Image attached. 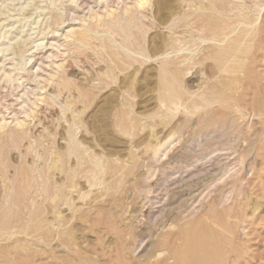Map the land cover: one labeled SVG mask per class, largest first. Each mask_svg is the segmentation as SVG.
<instances>
[{
    "label": "rangeland",
    "instance_id": "1",
    "mask_svg": "<svg viewBox=\"0 0 264 264\" xmlns=\"http://www.w3.org/2000/svg\"><path fill=\"white\" fill-rule=\"evenodd\" d=\"M57 1H55V3H53L54 5H52L50 4L52 2L49 0H0V11H2V14L0 15V39L2 36L8 37L7 34H9L10 38L16 37L17 35L24 38L26 35H29V42L27 41L29 44H26L25 46L26 48H29L31 46L30 42L32 41V38L33 40L38 39L42 33L43 35L46 34L48 39L52 36L50 35V31L55 26L51 25V22L53 19L55 20L56 14L59 15L61 13L60 16L62 15L61 18L63 20L59 19L60 16L59 18L56 17V19H59V23L60 20L64 23L61 24V26H63V30L59 31V34H61L62 32L65 33L66 30L70 28L78 29L81 27L82 25L79 24L80 19H87V17H89V9L93 8V11L96 13H102L103 10H105V5H102L99 2L97 3L96 1L98 0H82L83 4L80 3V8L77 7V9L70 7L72 5H70L65 0V3H63V1L61 3V0H59L60 2ZM184 1L185 0H148L147 4L142 9H139L145 18L139 17V21H134L132 22L133 24L131 23L129 26L126 24V28L129 27L130 29L131 26L130 30H132V35L134 36V38L132 36V38L130 37V39L127 40V45L130 47V51H144L143 57L146 58L145 60L141 56L140 58L136 55L135 57L133 56L134 58L132 55H130L131 57L127 60L124 53L119 50L118 53L120 57L118 56V59L113 55V57L117 60L116 62L114 59V63V60H112L113 57L111 50L107 48V51L104 49L101 52V49L96 47V45H100V43H98L100 40L97 39H100V37H97V35L93 34L91 37L96 40L92 41L91 38L89 41L92 42V48L93 45L94 47L98 48H94L96 51L90 49L91 46L89 48L78 49L79 47L74 43L73 46L71 42V44L68 43V46L70 45L71 47L72 45L73 47H64L65 51L62 52L65 53H63V55L58 58L59 61H62L60 62L64 67H62V70H60L62 73L60 72L59 76H61V78H67L68 76V78L71 79V83H73L72 88L80 86L83 92H86L87 94L90 93V98L94 96V100L88 103L89 105L84 104L83 107L82 104H75L74 102V104L72 103L74 106H72L73 111H80L77 109H81V113H79V118L77 120L80 127L77 131V139L82 141L85 146L87 145V147L96 153H104V156L110 157L114 155V157L120 158V160H128L127 147L136 145V143L139 144L142 141L144 142L149 130L159 132L165 126L170 132H175L176 137V124L183 122L182 118L184 115L182 114H179L180 116L177 115L178 117L176 116L173 120L170 118L161 117L164 110L163 108L160 109V103L158 102L159 100H163L165 98L164 95H161L162 98L160 97V93H163V81H169L172 84L171 88L174 91L183 89V91H181L182 93L185 91L186 93L188 92L186 96H190L192 100L195 99H193V96H196L195 93L197 94L200 92V94H202V92H208L209 85H214V83V90H216V88L219 86L221 90L227 89L230 91L229 94L231 98L234 99V101L236 100L235 102L238 106L240 104L241 108L253 111L257 117H255L252 122H245V124H243L242 128L240 129L239 135H237V133L235 135L234 131H232L233 129L230 128V125L228 127L226 126V134L228 135L225 133L221 134L219 133L218 129H215L213 132L214 135L212 134L213 137L210 138V141L208 140V142L205 143L208 144L207 146L209 148H205L208 151L207 154H209V152L212 153L208 155L209 157L207 160L199 159L201 157L199 154L200 150L198 151L196 147L194 148L195 150L193 149V151H191L192 153L190 152V154H188L189 151H187V156L184 154L181 155L183 161H190L189 163L193 161L192 166L194 170L197 171L195 177L190 178L184 183H180L177 180H173V178L177 175L168 176L165 178L161 177L158 172L157 174L155 172L149 178V181L151 180L149 182L151 185L149 188V193H144V191L139 192V190L136 191L137 194L135 193L133 203H136L135 207H138L141 203H144V209H156V207L161 206V204L164 206L165 204H169L167 207L165 206V211L167 209H171L172 211H177L179 209L177 212H184L183 216L186 217L189 216V212L186 213L185 209H187V211L193 209L194 214L188 221L191 228L186 230V232L188 234L187 237H192L191 239L194 242V264H264V15L260 25L261 30L257 32L256 36L247 37V42L241 40L243 39L241 37L236 45H228V55L226 57L229 56V61L225 68V73H222L220 76L221 78L225 77L229 81L225 82L219 78L216 81V79H211V76L216 74V65L221 63V60L219 61V59L224 58L225 55H213L212 53H214L215 50H210L211 47L213 48V45L211 46L207 41L206 43L201 41H194L193 43V39L190 40V38H192L191 35H193V38L196 39L202 32L203 38H212L213 36L209 27L214 25V23L218 27L221 24L224 26L226 23L225 25L228 24L230 27L235 28V25H237L239 21L242 20L243 16H241L235 10L232 12H227L226 9L228 3L231 0H197L200 3L195 0L196 2L193 3L197 5V9L194 10L187 6L190 4V0H186V3ZM239 1L246 2V5L248 3L251 5V3L254 2V0H250L251 2L249 0ZM255 1L262 2L264 0ZM125 2L128 3L130 0H126ZM107 4L108 9H114L117 11V13L121 12V5L117 4L115 0H109ZM247 6H249V4ZM22 7L25 8L24 11H20V8ZM59 7L60 9H58ZM73 8L75 12H73ZM199 8H201V10H199ZM71 10L74 15L72 13L69 14ZM215 10L216 12H214ZM75 15L76 17H74ZM23 17L28 18V20L26 18L24 19ZM123 22L124 23L122 24L124 25L125 21ZM141 22L142 24H140ZM53 23L54 21L52 24ZM88 23H90L89 25L92 30L95 29L97 32H99L98 34L101 35L105 33V28L103 26H98L96 28L97 25L95 26V24L97 23H95V21L87 20V23L84 25L86 26ZM47 26H49L50 29H48ZM138 26H140V28L136 29ZM34 27V30L31 29ZM120 30V28H115V31L119 32H116V35L114 36L117 42H123V36H126L127 34L125 33L129 31L128 29L124 32H122L123 30ZM200 30L202 31L199 32ZM20 31H22L23 34H21ZM129 34L131 35V32ZM102 36V39L106 40V35L103 34ZM177 38H180V40H177ZM133 40L138 42L135 44V42L133 43ZM250 40H252V42H250ZM189 41H192V44H188L191 43ZM20 44L21 43L18 45L20 46ZM14 45L12 48H16V51L21 47L18 45V47L16 45V47H14ZM75 45L78 48H75ZM184 47L185 49L187 48L192 52L194 51V54L192 53L193 55H189L188 51L179 52L180 48ZM195 50L198 54H196ZM208 51L210 52L208 53ZM38 52L35 56V64H42V69L45 68L44 70H48L46 66L49 65V62L45 63L46 61L43 56V54L46 56V52L42 51L40 54ZM107 52L109 57L111 55V60L108 58ZM166 52L169 55V61L171 62L169 66L171 68H174L177 63L183 59V55L184 57L190 56L193 58V60L189 63H180V66H176L180 67V70L177 68L176 71H174L172 74L166 75L165 78V76H163L161 73L159 74L158 63H160L163 59L161 60L160 58V61L158 57H161V55H163V53L165 54ZM38 54L39 56H37ZM17 55L19 54L17 53ZM173 56H175V59L172 58ZM138 57L139 59H137ZM38 60L41 61V64ZM132 61L134 62L131 63ZM5 62V68L10 67L12 64L11 60H7ZM114 64L116 65V68ZM172 64L174 65L172 66ZM110 69L113 70L111 73H109ZM104 71H106L105 75L109 76L108 78L105 75H101ZM98 76L100 79H98ZM172 76L176 78L175 81L173 80ZM90 77H92V79ZM95 77L98 80L102 79L101 81L103 83L106 78L110 79V77V81L113 82V79L115 82L111 84L110 81L107 80L110 83L109 85H112V87H107L105 85V89L99 91L101 83L99 86L98 83L101 81H97L98 83L95 84ZM207 77L208 79L210 78L209 80L212 82H209ZM74 83H76V86H74ZM90 83H94L95 85H90ZM44 84L46 85V83ZM44 84L40 86L44 90V96L48 92L52 93L53 91V93H56V91H54L55 89L53 88V85H47L48 87H44ZM88 85H90V87H88ZM103 86H101V89ZM123 88H127V95L124 106H120L121 101H119L120 97L118 95L120 89ZM217 89L220 90L219 88ZM18 91L19 90H16L15 86L5 83L4 81H0V109L9 122V115L12 117L11 115H13V112L11 109L7 110V108L12 106L13 109H19L17 106L18 103L15 101V96ZM71 92H74L73 89H71ZM189 92L193 95H189ZM66 94L67 92H62L59 100L63 101L67 96ZM73 94L75 95V92ZM209 97H212V95ZM115 105H118V107ZM116 108L118 110H115ZM221 110L222 109L216 105L214 106L212 117L215 121L223 120L224 116L221 114L224 113V110ZM115 111L118 112H116L117 114L121 113V115H124V119L126 118L125 115H127V117L130 116L129 120H131V122L135 120L132 122L133 126L130 128V132L133 133H131V136H127L118 130L119 127L117 126V121L119 115L116 113L114 114ZM36 113L37 116L35 115V118H31V120L28 121L30 122V133L33 137L31 141L36 140V145H39L40 142L38 141H43L44 138V141H46L44 142L45 145L43 144V147L36 146L35 149L29 151L26 149L28 141H24L20 147H15V145L8 138L9 130L4 129L0 131V264H137L138 255H145L147 253L148 246L143 244L141 246L142 248L138 249L139 251H136L137 253L132 256V258L134 257V260L131 259V261L130 259H127L131 258L129 257L130 249L126 246L123 247L117 237L115 238L118 231L114 232V229L113 231L108 232V228H111V226L109 227L108 225L109 221H111L109 214L113 212H110L109 208H106L109 206L108 199H106L107 197L103 199H96V197L102 195L104 191H99L96 187L89 189L83 178L84 172H82V168L73 167L76 163L75 156H71L68 159L66 153L64 152V142L60 137L63 135V132L67 127V123L64 121L66 118H69V111H66L64 118H62L58 106L50 107L41 104L39 105ZM19 117H23V115L19 114ZM176 118L178 121H175ZM125 120V122H127V119ZM195 121L196 118H194L191 123L185 126V137H188L199 130L198 128H200V125H194L196 123ZM43 127H47V130L54 134L53 139L47 137L48 133L46 130L43 133V136L45 137L42 138L39 136L38 133L43 132ZM215 134L220 135L217 136ZM50 142H54V156H49L46 153V149L48 146H50ZM209 142H211L210 146ZM222 144H225L226 147L231 148V150L226 151L228 154L219 156V151L215 153L214 150L217 149L216 145L220 147ZM210 149H212V151ZM57 152H61L60 157H63L62 161L60 157H57V164L61 162V164L64 165L69 162V164H67L68 167L64 165V169L71 168L72 171L77 172L76 177L74 178L75 187L72 189L75 192H72L73 197L71 195L72 193H69L71 195L70 196L66 191L69 199H75L69 204H72V206L76 208L77 206L79 207V205L84 206V204L86 205L87 202H89L90 205H92L91 207H95L93 208L95 211H93L91 208L90 211L92 213L90 211H85V206H80L82 209L80 207L79 209L77 208L76 212L74 211L75 213L73 210H71V213L70 211L67 212L66 206L63 207L62 205V210L61 206L59 207V204L53 202L54 205H52L53 203L46 199V193L43 195L44 189L41 190L43 186L40 185L42 184V179H38V172H40L39 174H42L44 177H53L55 182L58 181L57 183L63 181V175H61L62 173H60L56 167H53V164L50 165V163H53L54 158H56L55 155ZM239 155L242 156L241 167H239V163L241 162ZM195 156L198 159L197 161L194 159ZM58 160L60 161L58 162ZM205 162L207 163L206 165H204ZM200 164H203V167H201ZM190 168H187L189 169L188 171H190ZM55 170L58 171L55 172ZM206 170L208 175L203 173L204 171L206 172ZM143 171H145V168H141V170L138 169L135 172L130 173L131 175L128 173L125 174V181L127 182L126 184L131 183L132 180L136 179V176L138 177L139 175H142L146 172ZM175 171L176 170L173 172ZM181 172L183 171L181 170ZM210 172L211 174H209ZM223 172H226L228 176L227 188L233 189L235 194L232 196L231 200L227 202V205H224L220 208L219 206L215 205L214 201L217 195L220 194L219 189L216 190L218 186L215 187L208 183L206 187L200 182L205 178V176L210 175L212 178V174H221ZM30 177H32L33 180H30ZM44 177L42 178L44 179ZM34 180L37 181L38 185ZM25 181H28V185ZM157 181H159V184L155 186ZM25 184L27 187L32 185L28 192L30 198L35 200V203H29L21 200L23 199V196L26 195L25 191L27 188ZM68 184L67 186H69ZM189 184L193 186H190ZM195 184L196 187H194ZM33 185H37V187H33ZM188 185L190 187H188ZM35 188H37V190ZM166 188L167 190H165ZM188 188L190 189L188 190ZM191 188L193 190H191ZM196 189H199V191ZM79 192H86L87 197L85 200H79ZM9 194H11V196H9ZM7 195L10 198H8L9 200L6 198ZM193 196H195V198L197 197L195 199L196 202ZM187 197L189 200L192 199L191 201L194 202V206L191 201L187 199ZM4 198L6 200H4ZM93 203H95L94 206ZM170 206L172 208H170ZM187 206H190V209L186 208ZM55 207L59 209V211L60 209L62 210L61 213L63 214H61V219L67 221V219L70 220L71 216H73L71 221L68 220L71 222V224L69 223L68 225L71 228L68 227L69 229L66 230V233L70 231L69 236L68 234H65V237L63 236L62 238V240H65L66 238V242L71 243L67 244L68 248L61 246L59 241H53V237L50 232V225L52 221L51 218L53 219V211H55ZM103 207L105 208L103 209ZM180 208H182V211ZM79 210L81 211V215ZM77 212L78 214L76 215ZM69 214L72 215L70 216ZM63 216H66L67 218L65 217V219ZM84 218L86 219L84 220ZM188 218L189 217L186 219ZM61 219H59V221H64ZM96 220H98L99 223ZM220 223L222 225H220ZM189 233H191V235H189ZM113 234H115V236ZM181 240L184 244L186 243L187 238L183 236ZM183 244H181V247L177 252L179 260H183V255H188L187 249L185 248L186 246ZM69 247L71 250H69ZM122 247L125 248L123 252L121 251ZM116 253H118V255H116ZM125 253L127 255H125ZM142 261L143 259H140V262ZM178 262L179 264H185L183 261Z\"/></svg>",
    "mask_w": 264,
    "mask_h": 264
},
{
    "label": "bare ground",
    "instance_id": "2",
    "mask_svg": "<svg viewBox=\"0 0 264 264\" xmlns=\"http://www.w3.org/2000/svg\"><path fill=\"white\" fill-rule=\"evenodd\" d=\"M49 1L52 2L50 4L54 5L53 3H55V1H57V0H55V1L49 0ZM62 1H63V3H65V1L68 2L70 5H72V6L69 5L70 7H74L76 9H77V7L80 8L79 4L82 3V0H65V1L61 0V3H62ZM108 1L109 0H98V1H96L97 3L99 2L100 4L105 5V8H104L105 10H103L102 13H96L93 11V8L90 7L92 9L88 10L90 12L89 17H87V19L86 18L80 19L79 24L82 25L81 27H79L78 29L70 28V29L66 30L65 33L62 32L61 34H59V31L63 30V26H61V24L63 22H61V20H60V23L58 22L59 19H62L61 18L62 15L60 16L61 11L59 10L60 14L59 15L56 14L58 16L55 15V20L53 19L54 23L52 24L53 21L51 22V25L55 26L50 31L51 32L50 35H52V36L48 39L47 38L48 36L46 34L43 35V33H42L38 39L33 40V38H32V41L30 42L31 46L29 48L25 47L26 44H29L28 43L29 42L28 40L30 39L29 35H26V37H24L25 39L23 37H19L18 35H17L18 37L16 36V37H11V38H10L9 34H7L8 37L2 36V38L0 39V81H4L5 83H9L10 85L15 86L16 90H19L15 96V101L18 103L17 106L19 107V109H13L12 106L10 108H7V110L11 109V111L13 112V115H11L12 117H10V115H9L10 122L7 121V119L5 118V115L2 113V111L0 109V131L4 130V129L9 130L8 131V135H9L8 138L15 145V147H20V146H22L24 141H28L26 149L31 151V150L35 149L36 146L43 147V144L46 141V140L44 141V138H43V137H45V136H43V133L45 130L48 133L47 137H50L51 139L54 138V136H53L54 134H52L50 131H48L47 127L46 128L43 127L44 128V129L42 128L43 132L38 133L39 136L43 138V141L39 140L38 141V142H40L39 145H36V140L31 141V139L33 137L30 133V122H28V121L31 120V118L32 119L35 118V115L37 114L36 111H37L39 105L44 104L45 106H50V107L51 106L52 107L58 106L59 110L61 112L62 118H64L65 112L69 111L70 116L68 119L66 118V120L64 121L67 123V125H66L67 127H66L65 131L63 132V135L60 137L61 140L64 142L63 143L64 152L66 153V156L68 159L71 156H75V162L76 163L74 164L73 167L74 168L75 167L76 168H82V172H84L83 178H84L85 183L87 184L89 189L96 187L99 191H102V190L104 191V193L102 195L96 197V199H100V198L103 199V198L107 197L106 199H108L109 206H107L106 208H109V211L113 212V213L109 214L112 222L111 221H109V223L107 222L109 227L111 226V228H108V232L113 231L114 229H115L114 232L118 231L116 233V236H115V234H113V235L115 236V238L117 237V239L120 241V243L123 245V247L126 246L130 249L129 257H131V258H127V259L128 260L129 259L134 260L133 259L134 257L132 258V256H134V254L137 253L136 251H139L138 249L142 248L141 246L143 244H145L146 246H148L147 247V249H148L147 253L143 256L138 255L137 264H179L178 261H183V262H185V264H194V248H195V246H194L193 240L191 239L192 237L188 238L187 237L188 234L186 232V230L191 228L190 223L188 221H189V219L192 218V216L194 214L193 209L189 208L191 205L189 207L188 206L186 207V208H189L190 211L189 210L187 211V209H185L186 213L189 212L188 213L189 216H187L189 218L186 219L187 217L183 216L184 212H177L179 209L177 211H172L171 209L170 210L167 209L165 211V208L169 204L167 205L164 202L163 203L165 204L166 207L163 204H161V206L156 207V209H153V208L152 209L151 208L150 209L149 208L144 209V207H145L144 203H141L138 207H135L136 203H133L135 193L138 190H139V192L144 191V193L145 192L149 193V188L151 187V185L149 184V182L151 180L149 181V178L155 172H156V174L158 172L161 177H165V178L168 176H176L177 175L176 177L173 178V180H175V181L177 180L180 183H184L187 180H189L190 178L195 177V175L197 174V171L194 170V168L192 166L193 161L191 163H189L190 161L189 162L183 161V158L181 155H183V154L186 155L187 151H189L188 154H190V152L193 151V149L196 147V149L198 151L200 150L199 154L201 157L199 156L200 158L199 157L198 158L200 160L201 159L207 160V158L209 157L208 155L212 154V153L209 152V154H207L208 151L205 148L206 147L208 148V146H207L208 144H205V143H207L208 140L210 141V138L213 137L212 134H213L215 129H218L219 133H221V134H224V133L226 134V131H227L226 126L228 127L230 125L231 126L230 128L233 129L232 131H234L235 135H236V133H237V135H239L240 129L242 128L243 124H245V122H249V121L252 122L254 120V118L257 117V115H255V113L253 111H250V110L245 109V108L244 109L241 108L240 104L238 106L237 103L235 102L236 100L234 101V99L231 98V96L229 94L230 91H228L227 89L221 90L220 87L218 86L217 88H219L220 90H218L216 87H215L216 90H214L215 83H214V85L207 83V84H210L209 87L207 85L208 92L203 93L201 91L202 94H200V92H198L199 95H198V93L197 94L195 93L196 96L195 97L193 96V99L194 98L195 99L192 100L190 96L189 97L186 96L188 92L186 93V91H185L184 93H182L181 91H183V89H179L178 91H174L171 88L172 84L169 81H163V83H164L162 85L163 93H160V97H161V95H164L165 98L163 97L164 99L159 100V102H158V103H160V109L163 108V110H164V112H162L163 114L161 117L170 118L171 120H173L179 114L184 115V117H183L184 119L182 118L183 122H180V121H182V120H180L179 121L180 123L177 122L179 124H176L177 125V128L175 129L176 133H177L176 137H175V132H170L165 126L159 132L149 130L147 136L145 137L144 142L142 141L139 144L136 143V145L132 144L133 146L128 145L129 146V147H127L128 148V153H127L128 154V160H120V158H116V157H114V155H112V157L104 156L103 155L104 153H96L95 151H93L89 147H87V145L85 146L82 143V141L77 139V131H78V128H80L77 120L79 118V113H81L80 112L81 109H77L80 111H76V110L73 111V107H74L73 104L74 103L75 104H82V107H83L84 104L86 105V104L92 102L94 100V96L90 98V93L87 94L86 92H83V90H81L80 86L72 88L73 83H71V79H69L68 76H67V78H61V76H59V73L61 72L60 70H62L63 64H61L62 61L60 60L61 61L60 62L58 60V58L61 57L63 55V53H65V52H62V51H65L64 47H67V48L70 47V45L68 46V43L71 42L72 45L74 43L79 47L78 48L75 45V48H78V49L89 48L91 46V43H92L89 40L92 38L91 35L93 34V35H97V37H100V39L97 38L98 40H100L98 42V43H100V45H96V47H99L101 49V52L104 49H105V51H107L106 49L108 48L112 52V53L109 52L112 54V57L114 55L117 59L119 56V53H118L119 50L124 53L127 60L131 57L130 55H132V57L133 56L135 57V55H136V56H139V57L141 56L142 58H144L143 57L144 51H140V50H139V52L130 51V47H128V45H127V40H129L130 37L132 38L133 35H132V30H130L131 26H130V29H129V27L126 28L125 26H126V24L129 26V24H131L134 21H139L138 20L139 17L145 18V17H143V13H141L139 9H142L147 4L148 0H130V2H128V3L125 2L126 0H115L117 4L121 5V8H120L121 12L120 13H117V11L114 9H108V4H107ZM196 1L190 0L189 1L190 4L189 5L186 4V5L190 9H193V10L197 9V5L194 4ZM57 2H60V1L58 0ZM184 2L186 3V0ZM184 2H182V3H184ZM197 2H199V1H197ZM201 2H203V1H201ZM232 3H235V4H232ZM245 3L246 2L239 1V0H231L228 3L227 9H226L227 12H232L235 10L241 16H243L242 20L239 21V23L237 25H235L236 26L235 28L230 27V25H228V24L225 25L226 23L224 24V26L221 24L218 27L214 23V25L209 27L210 32H211L213 37L209 38V39L206 38L208 40H206L205 38L202 37L203 36L202 32H201L202 30L199 31V32H201L200 33L201 36L198 35V37L196 39L193 38V35H191L192 38H190L191 36L185 32L187 35L190 36L189 37L190 40L193 39L192 40L193 43H194V41H198V42L201 41L203 43H206V41H207V42H209V44L211 46L213 45V48H215V49H213L212 47L210 48V50L211 49L215 50L214 53H212L213 55H216V54L217 55L218 54L219 55H225L224 58L219 59V61L221 60V63L216 65L217 66V69H216L217 72H216V74L214 73L215 75L211 76L212 77L211 79H216V81H217V79L219 78L222 81L228 82L229 81L228 79H226L225 77L221 78V76H220V75H222V73H225V68H226L227 63L229 61V56L226 57L228 55V53H227L228 52L227 51L228 45L229 44H230L229 46L236 45L239 42L241 37L243 38L241 40L247 42L248 41V40H246L247 37H252V36L254 37L257 35V32H259L261 30L260 25L262 22V17L264 15V1L260 2V1L254 0V2L251 3V5H250V3H248L249 6H247L248 4L246 5ZM63 7H65V6H63ZM74 8H73V12H75ZM24 9L25 8L22 7V8H20V11H24ZM58 9H60V7ZM199 10H201V8H199ZM63 12H64V10H63ZM214 12H216V10ZM70 13H72V10H71V12H69V14ZM1 14H2V11H0V15ZM72 14L74 15V13H72ZM59 16H60V18H59ZM56 17H58L59 19H56ZM74 17H76V15ZM26 19L28 20V18H26ZM87 20L95 21V23H97V24H95V26L97 25L96 28L98 26H103L105 28V30H104L105 33H103V34L106 35V37H107L106 40L102 39L103 34L100 35V34H98L99 32H97V30L91 29V27L89 25L90 23H88L86 26L84 25L87 23ZM123 21H125L124 25L122 24V23H124ZM140 24H142V22ZM49 26H47L48 29H50ZM115 28H120L121 29L120 31L123 30L122 32H124L128 29L129 30L128 32L129 33L131 32V35L128 32H126L125 34H127V35L123 36L124 41L123 42H121V41L117 42V40L114 38V36L116 35V32L117 33H119V32L115 31ZM139 28H140V26H138V28H136V29H139ZM31 29L34 30L35 27L31 28ZM48 29L46 28L47 31H48ZM186 31H188V30H186ZM20 32H21V34H23L22 31H20ZM4 35H6V34H4ZM133 38H134V36H133ZM180 38H177V40L178 39L180 40ZM5 40H6V42H5ZM93 40H96V39L92 38V41ZM253 40H254V38H253ZM192 41H189L191 43H188V44H192ZM134 42L135 41L133 40V43ZM137 42H135V44ZM250 42H252V40H250ZM14 43L16 46L19 43H21L20 44L21 47L18 45L20 47V49H18L17 51H16V48H14L15 51L12 48ZM131 43H132V41H131ZM141 43H143V42H141ZM15 45H14V47H16ZM72 45H71V47L74 46V45L73 46ZM135 46L138 47L139 44H138V46L137 45H135ZM96 47H94V45H93V48L91 46L90 49L94 50V48H96ZM96 49H98V48H96ZM229 49H230V47H229ZM141 50H143V49H141ZM208 50H209V47H208ZM42 51L46 52L45 53L46 56L44 54H43V56H44V59L46 61L45 63L49 62V65L46 66V68H48V70H44L45 68L42 69V64H41L40 60H38V61H40L41 65L35 64L36 63V60H35L36 53L38 52L40 54ZM84 51H85V49H84ZM94 51H96V50H94ZM135 51H137V50H135ZM184 51H188L189 55L194 52V51L192 52L191 50H188L187 48L185 49V47L180 48V50H179V52H184ZM16 52L19 55H17ZM209 52L210 51H208V53ZM39 54L37 56H39ZM196 54H198L197 51H196ZM107 55H108V58L110 59L111 55L109 57L108 52H107ZM209 56H210V54H209ZM9 57H11V58H9ZM139 57L137 59H139ZM174 57L175 56H173L172 58H174ZM199 57H201V56H199ZM199 57H198V59H199ZM160 58H161V60L162 59L163 60L161 61ZM216 58H217V56H216ZM114 59L115 58L113 57L112 60H114ZM145 59L146 58H144V60ZM158 59L161 61L160 63H158L159 74L161 73L163 76H165V78H166V75L172 74L174 71H176L177 68L179 69L180 67H176V66L179 65L180 63H189L193 60V58H191L190 56L184 57V55H183V59L179 63H177V65L174 68H171L169 66V64H171V62L169 61V55L167 52L165 54L163 53V55H161V57H158ZM208 59H209V57H208ZM7 60H11L12 64L10 67L5 68V63H6L5 61H7ZM115 60H114V63H115ZM116 62H117V60H116ZM133 62L134 61H132L131 63H133ZM137 62H139V61H137ZM125 65H127V64H125ZM128 65H130V64H128ZM173 65L174 64H172V66ZM114 66L116 68L115 64H114ZM111 71H113V70L110 69L109 73H111ZM123 71H124V69H123ZM99 73H101V72H99ZM105 74H106V71H104L101 75H105ZM95 76H97V75H95ZM105 76L107 78L109 77L107 75H105ZM90 78L92 79V77H90ZM95 78H94V81H96L95 84H97L99 81L102 80V79L98 80V79H100L99 76H98V79L97 78L95 79ZM107 78H106V80H104V83L102 81L98 83V86L100 83H101V86L104 85L103 86L104 88L102 87V89H101V86L99 87V89H100L99 91H102L103 89H105L106 86L112 87V85H109V84L110 83L112 84L115 81L112 79L113 82H111L110 81L111 77H110V79H107ZM174 78L175 77H173V80L175 81L176 78L175 79ZM209 79L207 77V80H209ZM107 80L110 81V83ZM209 82H212V81L209 80ZM44 83H46V85ZM102 83H103V85H102ZM43 84H44V87H46L47 85L48 86L53 85V88L55 89L54 91H56V93L55 92L53 93V91L51 90L52 93L48 92L44 96V93H43L44 90L42 87H40ZM92 84L95 85L94 83H92ZM92 84L90 83V85H92ZM90 85H88V87H90ZM74 86H76V83H74ZM201 88H202V86H201ZM223 88H224V86H223ZM71 89H73V91L75 92V95L73 94L74 92L73 93L71 92ZM126 89L123 88V89H120V91H119L118 96L120 97L119 101H121L120 106H124L125 98L127 95ZM162 90H161V92H162ZM62 92H65V93L67 92V94H66L67 96L65 97V99L63 101H60L59 98L61 97ZM97 94H99V93H97ZM189 95H193V94L190 93ZM211 95H212V97H209ZM126 103H128V102H126ZM215 105L217 107H219L220 109H222L221 111L224 110V113L221 112V113H223L221 115L224 116L222 121H215L212 117L213 108ZM116 107H118V105ZM115 110H118V109L116 108ZM116 112L117 111H115L114 114ZM119 112H120V110H119ZM19 114H22L23 117H19ZM117 115H119V118L117 121V126L119 127L118 130H120L121 133H123L127 136H131L132 132H130V128L133 126L132 122L135 120L132 119L133 121L131 122V120H129L130 116L127 117V115H125L126 116L125 119H127V122H125L126 120L124 119V115H121V113L117 114ZM194 118H196L195 122L196 123L198 122L197 124L195 123L194 125H197V126L200 125V128H198L199 130L197 132L193 133V131H192V133H193L192 135L185 137V135H186L184 132V129H186L185 126H187L189 123H191ZM176 120H177V118L175 119V121ZM196 129H197V127H196ZM215 135L218 136L220 134H215ZM226 135H228V134H226ZM218 138H220V137H218ZM212 142H214V141H212ZM131 143H133V142H131ZM210 143L211 142H209V146L211 145ZM217 145H216L217 149L214 151H215V153H217V151H219L218 152L219 156H224V155L228 154L226 151L231 150V148L226 147L225 144H222L220 147ZM53 148H55L54 142H50V146H48V148L46 149V153L49 156L54 154ZM211 148H213V147H211ZM204 149H205V153H204ZM210 150L212 151V149H210ZM60 154H61V152L56 153V155H55L56 158H54L53 163H50V165L53 164V167H56L59 170V172L62 173L61 175H63V181H61V179H60L61 182L57 183L58 181L55 182L53 177H46V176L44 177L42 174H39L40 172H38V176H39L38 179H42V184H40V183L39 184L41 186H43L42 188L41 187L40 188H41V190L44 189L43 195H45V193H46V195H47L46 199L48 201H51L52 203L55 202V203L59 204V207L61 206V209L64 206H66L67 212L70 211V213H71V210H73V212L74 211L76 212V209L77 208L79 209V207L81 205H79V207L76 205L77 206V207L75 206L76 208H74V206H72V204L70 205L69 203H71L75 199L74 198L73 199L71 198L72 200L69 199L68 194L72 193V192L75 193L72 189L75 187L74 178L76 177L77 172L72 171L71 168L64 169V167H65L64 165L67 166V164H69V162H67V164H64V165L61 164V162L59 164H57L56 159H57V157L59 158L61 156ZM190 156H189V159H190ZM239 156H240V161H241L239 163V167H241L242 156L241 155H239ZM62 158H61V161L63 160ZM194 159H196V161L198 160L196 158V156ZM191 160H192V158H191ZM59 161L60 160H58V162ZM208 162H210V161H208ZM206 164L207 163L205 162L204 165H206ZM48 166H49V164H48ZM200 166L203 167V164L202 165L200 164ZM141 168H145L146 172L143 171L145 173L142 175H139L136 173L139 176L137 177L135 175L136 179L132 180L131 183L128 182L129 184H126L127 182L125 181V174L128 173L129 175H131L130 173L135 172L138 169L141 170ZM187 168H190V171H188L189 169H187ZM31 170H33V169H31ZM58 170H55V172ZM174 170H176V171L173 172ZM181 170L183 172H181ZM212 172H214V171H212ZM30 173H32V172H30ZM203 173H205V175H208L207 170H206V172L204 171ZM209 174H211V172ZM182 175H184V176H182ZM42 177H44V179ZM227 177H228L227 173L223 172L221 174H215V173L212 174V178L210 177V175L205 176V178L203 177L204 179H202V177H201V179H202L201 182L199 180H197L198 182L203 184V186L204 185L206 186L208 183H210V185L215 186V187L218 186L216 188V190L219 189L220 194L217 195V197L215 198L214 201H215V205L219 206L220 208L224 205H227V202L230 201L232 196L235 194L233 189L227 188ZM30 178H29L30 180H33L32 177H30ZM196 179H198V178H196ZM196 179H195V182H196ZM34 181H36V180H34ZM25 182H27V185H28V181H25ZM35 183L38 185L37 181ZM67 184L69 186H67ZM133 184H134V186H133ZM158 184H159V181H157L155 183V186ZM27 185H26L27 189L25 191L26 193L23 191L26 195L24 194L25 196H23V199H21V200L29 202V203H35V200L30 198V195L28 192V190L31 189L32 185L31 186L29 185L28 187H27ZM37 185H33V187H35V186L37 187ZM189 185L193 186L191 184H189ZM189 185H188V187H190ZM39 186H38V188H39ZM194 187H196V184ZM35 189L37 190V188H35ZM189 189L190 188H188V190ZM199 189H196V190L199 191ZM165 190H167V188ZM191 190H193V189L191 188ZM66 191L68 192V194L66 193ZM73 193L71 194L72 197H73ZM79 193H78L80 195L79 200H81V199L85 200V198L87 197L86 192H82V193L79 192ZM9 196H11V194H9ZM76 196H77V194H76ZM237 197H238V194H237ZM6 198L7 199L9 198L8 195ZM193 198L195 200L197 197L195 198V196H193ZM187 199H188V197H187ZM4 200H6V199L4 198ZM79 200H77V201H79ZM188 200H186V201H188ZM191 200H189V201H191ZM51 202H50V204H51ZM195 202H196V200H195ZM200 202H201V200H200ZM108 203H107V205H108ZM138 203H140V202H138ZM191 203L193 204L194 202L191 201ZM94 204L95 203H93V206H94ZM199 204H201V203H199ZM52 205H54V203ZM62 205H63V207H62ZM55 206H57V205H55ZM84 206L86 209L85 211H87V212L90 211L91 208L92 209L95 208V207H91L92 205H90L89 202H87L86 205L84 204ZM84 206L82 205L81 207H84ZM193 206H194V204H193ZM180 207H181V204H180ZM184 207H182V208H184ZM104 208L105 207H103V209ZM170 208H172V207L170 206ZM182 208H180L181 211H182ZM61 209L59 211V209L56 208L55 211H53V213H54L53 219L51 218L53 223L51 221L50 232H51V235L53 237V241H59L60 245L64 246V248H65V247H67L68 243L69 244H71V243L70 242L67 243L66 238H65V240L64 239L62 240V238L65 234L66 235L68 234V236H69L70 231L68 233H66L67 232L66 230L69 229L68 227H70V226H68V225H69V223L71 224V222H69V221L72 220L73 216H71L72 214H69L71 216V218H70V220L67 219V221H65L64 219H61V216H62L61 214H63V213H61L63 209L62 210ZM98 209H96V210H98ZM213 209H215V208H213ZM93 211H95V210L93 209ZM77 214H78V212L76 213V215ZM82 214H83V212H82ZM88 214H86V215H88ZM106 214H108V213H106ZM80 215H81V211H80ZM66 216H63V217L65 218ZM14 217H16V216H14ZM83 217H84V215H83ZM222 217H223V215H222ZM59 219L64 220V221H59ZM85 219L86 218H84V220ZM81 220H83V219H81ZM96 221L99 223L98 220H96ZM96 221H94V222H96ZM206 222H207V220H206ZM210 225H212V224H210ZM220 225H222V224L220 223ZM33 229H35V228H33ZM72 229H74V228H72ZM72 229H70V230L73 231ZM215 229H217V228H215ZM110 233H113V232H110ZM9 234H11V233H9ZM189 235H191V233H189ZM183 236H185L187 238V241L184 244L182 243V240H181ZM48 239H50V238H48ZM39 240H41V239H39ZM68 240H69V238H68ZM118 240H116V241H118ZM181 244L186 246L185 248L187 249V254H188L185 256L183 255V257H182L183 260H181V259L179 260V257L177 255L178 249L181 247ZM123 247L121 250L122 252L125 250V248H123ZM25 249H27V248H25ZM69 250H71L70 247H69ZM75 252H77V251H75ZM116 255H118V253H116ZM125 255H127V254L125 253ZM179 256H181V255H179ZM140 259H143L144 263H143V261L140 262ZM121 260H123V259H121ZM121 260H119V261H121ZM123 262H121V263H123Z\"/></svg>",
    "mask_w": 264,
    "mask_h": 264
}]
</instances>
